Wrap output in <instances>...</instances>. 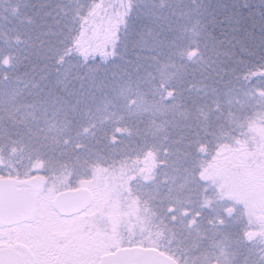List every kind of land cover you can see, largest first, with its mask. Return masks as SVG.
<instances>
[{
  "label": "snow or ice",
  "instance_id": "6c2138e0",
  "mask_svg": "<svg viewBox=\"0 0 264 264\" xmlns=\"http://www.w3.org/2000/svg\"><path fill=\"white\" fill-rule=\"evenodd\" d=\"M0 264H264V0H0Z\"/></svg>",
  "mask_w": 264,
  "mask_h": 264
}]
</instances>
